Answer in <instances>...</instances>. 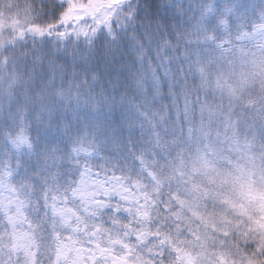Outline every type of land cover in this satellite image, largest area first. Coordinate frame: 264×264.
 I'll list each match as a JSON object with an SVG mask.
<instances>
[{
  "label": "snow or ice",
  "instance_id": "obj_1",
  "mask_svg": "<svg viewBox=\"0 0 264 264\" xmlns=\"http://www.w3.org/2000/svg\"><path fill=\"white\" fill-rule=\"evenodd\" d=\"M0 264H264V6H0Z\"/></svg>",
  "mask_w": 264,
  "mask_h": 264
},
{
  "label": "clouds",
  "instance_id": "obj_2",
  "mask_svg": "<svg viewBox=\"0 0 264 264\" xmlns=\"http://www.w3.org/2000/svg\"><path fill=\"white\" fill-rule=\"evenodd\" d=\"M242 3L245 7H247L250 15L254 8L264 6V0H242ZM11 4L12 0H0V6H3V8L9 7ZM97 56L99 57V53Z\"/></svg>",
  "mask_w": 264,
  "mask_h": 264
},
{
  "label": "trees",
  "instance_id": "obj_3",
  "mask_svg": "<svg viewBox=\"0 0 264 264\" xmlns=\"http://www.w3.org/2000/svg\"><path fill=\"white\" fill-rule=\"evenodd\" d=\"M21 1H26V3H28V4H37V5H39V3H40V0H21ZM154 2L155 3H160V4H163V1L162 0H154ZM161 11L163 12L164 10L163 9H161ZM178 103H181L182 104V100L181 101H178Z\"/></svg>",
  "mask_w": 264,
  "mask_h": 264
},
{
  "label": "rangeland",
  "instance_id": "obj_4",
  "mask_svg": "<svg viewBox=\"0 0 264 264\" xmlns=\"http://www.w3.org/2000/svg\"><path fill=\"white\" fill-rule=\"evenodd\" d=\"M18 1H19V0H12V3H18ZM164 2H165V0H164ZM24 4H26V1L24 2ZM21 6H24V5H21ZM21 18H23V14H21ZM164 103L167 104V103H169V101H168V100H165ZM94 163H95V162H94Z\"/></svg>",
  "mask_w": 264,
  "mask_h": 264
}]
</instances>
